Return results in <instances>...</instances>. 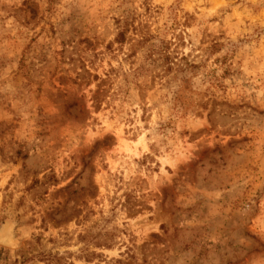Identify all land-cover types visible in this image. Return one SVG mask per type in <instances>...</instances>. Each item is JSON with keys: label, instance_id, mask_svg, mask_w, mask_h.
I'll list each match as a JSON object with an SVG mask.
<instances>
[{"label": "rangeland", "instance_id": "374dc122", "mask_svg": "<svg viewBox=\"0 0 264 264\" xmlns=\"http://www.w3.org/2000/svg\"><path fill=\"white\" fill-rule=\"evenodd\" d=\"M0 264H264V0H0Z\"/></svg>", "mask_w": 264, "mask_h": 264}, {"label": "trees", "instance_id": "16d2710c", "mask_svg": "<svg viewBox=\"0 0 264 264\" xmlns=\"http://www.w3.org/2000/svg\"><path fill=\"white\" fill-rule=\"evenodd\" d=\"M119 36L121 37V41L124 39V33H123V31H121L120 33H119Z\"/></svg>", "mask_w": 264, "mask_h": 264}, {"label": "bare ground", "instance_id": "6f19581e", "mask_svg": "<svg viewBox=\"0 0 264 264\" xmlns=\"http://www.w3.org/2000/svg\"><path fill=\"white\" fill-rule=\"evenodd\" d=\"M6 240V239H5Z\"/></svg>", "mask_w": 264, "mask_h": 264}]
</instances>
